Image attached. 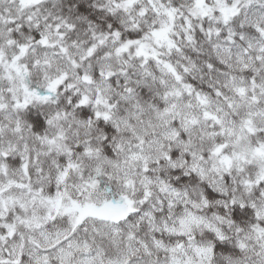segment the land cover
I'll list each match as a JSON object with an SVG mask.
<instances>
[{"label": "snow or ice", "instance_id": "1", "mask_svg": "<svg viewBox=\"0 0 264 264\" xmlns=\"http://www.w3.org/2000/svg\"><path fill=\"white\" fill-rule=\"evenodd\" d=\"M0 264H264V0H0Z\"/></svg>", "mask_w": 264, "mask_h": 264}]
</instances>
